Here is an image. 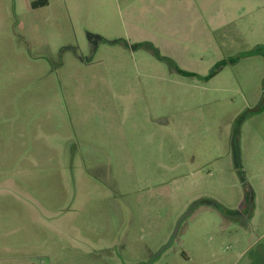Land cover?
Returning a JSON list of instances; mask_svg holds the SVG:
<instances>
[{
    "label": "rangeland",
    "instance_id": "1",
    "mask_svg": "<svg viewBox=\"0 0 264 264\" xmlns=\"http://www.w3.org/2000/svg\"><path fill=\"white\" fill-rule=\"evenodd\" d=\"M33 1L0 0V264H264V0Z\"/></svg>",
    "mask_w": 264,
    "mask_h": 264
},
{
    "label": "trees",
    "instance_id": "2",
    "mask_svg": "<svg viewBox=\"0 0 264 264\" xmlns=\"http://www.w3.org/2000/svg\"><path fill=\"white\" fill-rule=\"evenodd\" d=\"M47 4H48V1H47V0H35V1H33V2L31 3L32 7H34V8H36V7H42V6H45V5H47ZM211 202H212V204H213L214 206L217 205V208L219 207V206H218L219 203H217V202H215V201H212V200H211ZM213 205H212V206H213ZM220 209H221V208H220Z\"/></svg>",
    "mask_w": 264,
    "mask_h": 264
},
{
    "label": "flooded vegetation",
    "instance_id": "3",
    "mask_svg": "<svg viewBox=\"0 0 264 264\" xmlns=\"http://www.w3.org/2000/svg\"><path fill=\"white\" fill-rule=\"evenodd\" d=\"M212 201H214V200H212ZM211 205H213L212 204V202H209ZM214 206V205H213ZM241 208V207H240ZM225 209V208H224ZM221 211V210H220ZM225 211H226V213L227 214H230V215H233V214H235V213H239V211L237 210V209H229V208H227V209H225ZM224 211V212H225Z\"/></svg>",
    "mask_w": 264,
    "mask_h": 264
}]
</instances>
